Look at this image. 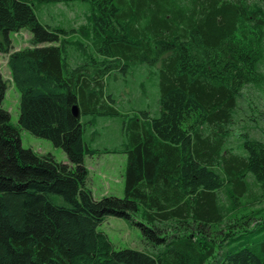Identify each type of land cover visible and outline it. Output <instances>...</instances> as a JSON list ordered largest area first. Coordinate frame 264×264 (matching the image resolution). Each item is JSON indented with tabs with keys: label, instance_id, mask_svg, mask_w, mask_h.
Segmentation results:
<instances>
[{
	"label": "trees",
	"instance_id": "trees-1",
	"mask_svg": "<svg viewBox=\"0 0 264 264\" xmlns=\"http://www.w3.org/2000/svg\"><path fill=\"white\" fill-rule=\"evenodd\" d=\"M71 3L89 5L78 30L35 11ZM22 30L31 47L13 51ZM0 51L20 94L15 126L0 76V264H264V206L240 201L250 179L264 195V141L230 143L244 89H264V0H0ZM158 63L159 112L124 121V197L97 200L85 158L103 151L84 135L123 116L107 82ZM21 130L69 163L23 148ZM108 216L140 227L148 250H116L99 231Z\"/></svg>",
	"mask_w": 264,
	"mask_h": 264
},
{
	"label": "rangeland",
	"instance_id": "rangeland-1",
	"mask_svg": "<svg viewBox=\"0 0 264 264\" xmlns=\"http://www.w3.org/2000/svg\"><path fill=\"white\" fill-rule=\"evenodd\" d=\"M35 11L43 24L78 30L82 25L87 24L86 16L89 5L86 3L45 5L36 6ZM31 39L32 35L28 30L12 34L13 51L31 47ZM70 39L83 41L79 34L71 36ZM89 50L90 54L96 55L94 48L90 47ZM71 55L73 65L81 62L76 46H72ZM160 67L161 63H158L153 69L145 64V66L131 70L126 77L118 73L112 74L107 82L108 91L116 100L115 107L123 116L91 119L93 125L92 127L88 126L84 135L85 142L90 148L103 151L85 158V167L89 172L87 188L93 192L97 200L104 196L124 197L127 156L118 152L125 144L124 121L125 118L135 116L136 113L140 114L138 116H141V113H146L152 117L159 112V86L158 80L154 76ZM261 71L264 74V62ZM0 76L7 84L2 104L3 109L10 113L12 124L18 126L20 94L12 82L8 67V54L1 51ZM244 133H249L252 138L264 141V89L255 86H248L244 89V99L240 101L233 125L231 147L238 150L240 135ZM20 136L23 148L41 155L52 154L58 162L69 163L66 153L62 149L56 148L50 141L36 137L25 130H21ZM104 150L108 152L105 153ZM252 181L250 179L251 187L248 192L250 197L245 196L240 201L242 204H252L249 207L264 206V195L261 194L259 186ZM228 196L226 187L217 194L219 203L227 209L232 206ZM99 231L108 236L116 250H148L140 227L127 220L108 216L99 226Z\"/></svg>",
	"mask_w": 264,
	"mask_h": 264
},
{
	"label": "water",
	"instance_id": "water-1",
	"mask_svg": "<svg viewBox=\"0 0 264 264\" xmlns=\"http://www.w3.org/2000/svg\"><path fill=\"white\" fill-rule=\"evenodd\" d=\"M72 114L75 118H79L80 117V110H79V107L77 105H75L73 108H72Z\"/></svg>",
	"mask_w": 264,
	"mask_h": 264
}]
</instances>
